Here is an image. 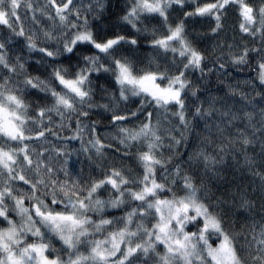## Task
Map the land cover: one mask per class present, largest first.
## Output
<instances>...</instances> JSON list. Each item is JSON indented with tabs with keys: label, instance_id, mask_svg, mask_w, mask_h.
Returning <instances> with one entry per match:
<instances>
[{
	"label": "snow or ice",
	"instance_id": "1",
	"mask_svg": "<svg viewBox=\"0 0 264 264\" xmlns=\"http://www.w3.org/2000/svg\"><path fill=\"white\" fill-rule=\"evenodd\" d=\"M104 9L0 5V264H264V163L229 127L249 90L264 103V0H122L118 23L94 24ZM81 49L83 65L60 58Z\"/></svg>",
	"mask_w": 264,
	"mask_h": 264
},
{
	"label": "clouds",
	"instance_id": "2",
	"mask_svg": "<svg viewBox=\"0 0 264 264\" xmlns=\"http://www.w3.org/2000/svg\"><path fill=\"white\" fill-rule=\"evenodd\" d=\"M32 2L34 3L35 0H32ZM91 2L92 0H84L85 4L91 3ZM131 2L132 0H129V3ZM256 2H260V0H256ZM24 3H28V0H24ZM103 3L105 5V9L103 11L102 16H106L108 14V9L110 7V0H103ZM8 4H9V0H0V5H8ZM97 20L100 22L101 25L104 24L101 18H97ZM118 22L119 21H117L115 18V20L112 21L111 23H118ZM90 28H91V25H90ZM4 38H6L4 33H0V39H4ZM141 48L143 49L144 54L151 55L149 45L142 44ZM93 53H94V50L89 51L87 49H81L79 53H62L60 58L66 61V58L71 57L73 66L76 65L77 61H79L80 64L83 65L85 62V59L93 55ZM25 54L30 55V53H28L27 50H25ZM29 62L31 63L32 61H29ZM157 63L159 62L158 61L154 62L153 67H155ZM230 68L234 69L237 72L246 71L243 65L234 64ZM96 75L100 76V73L97 72ZM199 76H200V72L197 69L195 71V75L190 76L189 79L195 80L199 78ZM213 79L215 81L214 84H213ZM105 82H106V78H102L101 83H105ZM210 83L213 84L214 87L210 88L208 91L215 92L216 95L223 98L225 96V93L227 92V89H225L223 92H219L218 89L220 88L219 86L221 84L217 81L215 77L211 78ZM200 90L203 91L204 89H200ZM205 94L207 95L208 92H205ZM128 95L131 99L133 100L136 99L135 93H133L131 90H129ZM188 96H192V92L190 89L188 90ZM239 99H240L239 93L236 94V98L234 100L224 101L223 99H221L217 103L216 108L219 109L220 111H228L230 109L231 111L235 112L242 107V103H239V104L236 103V101H238ZM256 99H259V98L255 96L254 92H251L249 90V94L245 98V101H253V103L249 104L247 107H243V110L238 113L241 118L233 121V124L229 125V127L232 128L233 133H235V129L238 126L248 128L250 132V138L254 137V140H252V143H251V149L255 150V151L250 150L249 156L253 160H255L258 164H260V163H264V160H261V155H264V103L257 104L254 102ZM248 114H251V121L248 120ZM217 118H220L219 112L217 113L216 117H214V119H217ZM197 132H202L205 135H207V133L204 131V121L200 122V125L198 128L196 127L195 124L193 125V128L191 130V135H192L193 140L197 139V136H196ZM224 134L227 135L226 132ZM225 164L226 165L228 164L227 158H225ZM229 172H233L236 175H242L243 173L247 172V169L235 168V170L233 171L232 168H228V173ZM227 177L228 175L225 177L226 181H227ZM218 186H222V184H218ZM107 211L114 212L115 214L119 215L122 210L109 208L107 209Z\"/></svg>",
	"mask_w": 264,
	"mask_h": 264
},
{
	"label": "trees",
	"instance_id": "3",
	"mask_svg": "<svg viewBox=\"0 0 264 264\" xmlns=\"http://www.w3.org/2000/svg\"><path fill=\"white\" fill-rule=\"evenodd\" d=\"M122 0H110V7L108 9V14L106 16H102L101 20L103 21V23H111L112 21L115 20L116 15L118 14V9L121 6ZM94 24H100L99 21H93ZM201 45L203 46L204 44H208L209 43L206 40H202ZM210 46V45H209ZM229 73L233 76L236 77H248V73L247 70L245 72H237L232 68L228 69ZM215 83L214 79H213V84ZM220 88H222L223 86L220 85ZM95 118V116L93 117ZM73 147H79V142H74ZM73 160V167L75 169H79L81 166L84 167L85 171L88 170V166H89V162L86 158V156L84 155H73L72 157ZM252 177L247 173H243L242 175H236L233 172H229L228 173V177H227V181L231 182V186H236V185H240V186H248L249 190L251 191V181H252ZM222 187L224 188H228L230 187V184L225 182L222 183ZM257 204H259V201H257ZM257 211H259V208L257 207ZM241 212H243L241 210ZM239 218V217H238ZM241 222H243V220H241Z\"/></svg>",
	"mask_w": 264,
	"mask_h": 264
},
{
	"label": "rangeland",
	"instance_id": "4",
	"mask_svg": "<svg viewBox=\"0 0 264 264\" xmlns=\"http://www.w3.org/2000/svg\"><path fill=\"white\" fill-rule=\"evenodd\" d=\"M208 43H209V45H211V43H212V41H210V40H206ZM231 77H232V80H243V79H247V78H249V77H236V76H232L231 75Z\"/></svg>",
	"mask_w": 264,
	"mask_h": 264
}]
</instances>
